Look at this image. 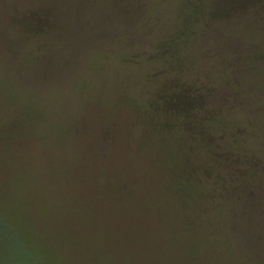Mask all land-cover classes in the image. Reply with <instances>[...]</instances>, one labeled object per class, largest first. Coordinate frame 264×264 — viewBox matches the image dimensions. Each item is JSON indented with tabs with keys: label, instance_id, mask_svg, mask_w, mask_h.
Listing matches in <instances>:
<instances>
[{
	"label": "rangeland",
	"instance_id": "rangeland-1",
	"mask_svg": "<svg viewBox=\"0 0 264 264\" xmlns=\"http://www.w3.org/2000/svg\"><path fill=\"white\" fill-rule=\"evenodd\" d=\"M172 13L169 4L153 8L152 0H0V65L12 82L10 93L0 94V227L13 229L6 246L0 245L5 264H105L108 256L107 264L115 258L122 259L117 264H130V254L131 264H146L144 248L163 243L159 236L166 226L140 208L135 196L129 197L123 220L115 210L117 200L100 194L107 188L117 199L126 180L133 183L135 144L144 137L135 112L128 104L105 105L115 100L104 88L87 94L76 85L89 78L97 52L120 46L148 50L172 26ZM30 16L36 31L18 35L19 20ZM203 35L206 50L197 71L209 90L204 103L263 118L264 91L240 67L250 55L242 28L230 20ZM227 65L233 87L214 75L207 80L203 70L219 66L223 72ZM125 69L127 75L136 73L132 66ZM23 110L28 119L17 122L14 116ZM57 122L66 125L59 130ZM147 157L141 155L142 166ZM104 166L107 175L101 177ZM237 169H221L226 182ZM153 172L143 168L138 183L149 185ZM216 202L227 222L216 241L229 237L235 254L251 256L244 264H264V179L229 188ZM97 204L101 217L94 215ZM130 221L132 236L126 235ZM99 223L109 235L97 232ZM169 250L173 260L178 250ZM202 258L191 264H201ZM222 260L218 264H229Z\"/></svg>",
	"mask_w": 264,
	"mask_h": 264
},
{
	"label": "trees",
	"instance_id": "trees-1",
	"mask_svg": "<svg viewBox=\"0 0 264 264\" xmlns=\"http://www.w3.org/2000/svg\"><path fill=\"white\" fill-rule=\"evenodd\" d=\"M168 4L173 12V24L163 35L154 38L148 50L120 46L97 52L91 57L89 78L84 77L76 85L82 93L91 94L103 88L113 93L117 104L108 100L105 105L128 104L144 133L135 144L132 167L136 175L131 178L132 185L130 179L126 180L127 189H117V199L113 190L107 188L100 194L117 200L115 210L123 220L127 219L129 197L135 196L134 202L140 208L153 213L166 226L164 235L159 236L163 241L161 246L155 250L144 248L141 255L147 259L146 264H151V260L154 264H191L201 256V264H218L222 259L229 264H244L251 256L235 254L229 237L216 241L227 222L213 203L229 188L264 179V117L209 107L204 103L209 90L200 83L197 70L201 54L206 50L203 34L216 23L231 20L242 28L250 54L240 67L247 72L245 77L264 91V0H152L153 8ZM35 26L33 16L20 19L18 35L32 34ZM127 65L135 68V75H127ZM108 66L112 70L110 75ZM2 68L0 65V94L5 97L12 82ZM223 70L218 66L203 72L210 82L214 75L217 81L226 84L232 81L233 87L232 70L228 65ZM23 111L14 116L17 122L28 119L27 111ZM56 124L59 130L66 125ZM145 154L149 163L142 166L141 155ZM148 167L157 172H153L149 177L151 183L144 187L145 183H138L141 175L137 173ZM224 167L238 168L231 183L225 180L221 170ZM106 171L104 166L101 177ZM99 207L94 215L101 217L103 209ZM133 224L127 223L126 235L134 233ZM96 226L97 232L109 235L104 224ZM112 229L116 238V229L114 226ZM11 233L12 228L0 227L3 248ZM173 246L178 251L173 253L172 260L169 249ZM104 251L107 254V249ZM110 259L104 257L103 263H110ZM120 259L115 258L114 264ZM0 264H5L4 255L0 256Z\"/></svg>",
	"mask_w": 264,
	"mask_h": 264
}]
</instances>
